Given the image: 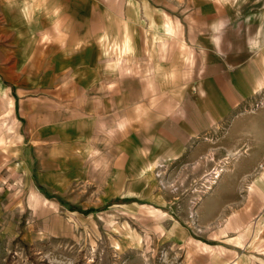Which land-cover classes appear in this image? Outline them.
Instances as JSON below:
<instances>
[{"label":"crops","instance_id":"1","mask_svg":"<svg viewBox=\"0 0 264 264\" xmlns=\"http://www.w3.org/2000/svg\"><path fill=\"white\" fill-rule=\"evenodd\" d=\"M262 94L264 0H0V183L33 205L119 207L201 264H264V171L222 173L192 209L155 177Z\"/></svg>","mask_w":264,"mask_h":264},{"label":"rangeland","instance_id":"2","mask_svg":"<svg viewBox=\"0 0 264 264\" xmlns=\"http://www.w3.org/2000/svg\"><path fill=\"white\" fill-rule=\"evenodd\" d=\"M202 151L194 166L176 169L170 164L156 171L157 186L167 199L184 202L192 209L222 173L246 167L249 174L264 171V95L218 128L210 148L206 145ZM237 158L247 165L240 166ZM191 172L195 173L193 180ZM16 181L10 178L0 183V264L200 263L194 261L188 240L179 246L167 244L160 231L145 227L137 213L119 207L71 213L50 201L53 199L47 201L54 206L33 205L30 192H38ZM138 214H143L142 210ZM112 215L114 222L109 224L105 220ZM174 218L176 214L165 212L151 217L156 221Z\"/></svg>","mask_w":264,"mask_h":264},{"label":"bare ground","instance_id":"3","mask_svg":"<svg viewBox=\"0 0 264 264\" xmlns=\"http://www.w3.org/2000/svg\"><path fill=\"white\" fill-rule=\"evenodd\" d=\"M215 176V175H214ZM209 188V187H208Z\"/></svg>","mask_w":264,"mask_h":264},{"label":"built area","instance_id":"4","mask_svg":"<svg viewBox=\"0 0 264 264\" xmlns=\"http://www.w3.org/2000/svg\"><path fill=\"white\" fill-rule=\"evenodd\" d=\"M214 177H216V176H214Z\"/></svg>","mask_w":264,"mask_h":264}]
</instances>
